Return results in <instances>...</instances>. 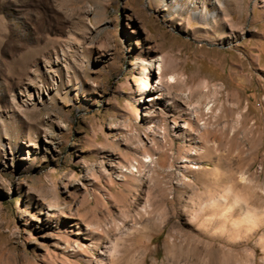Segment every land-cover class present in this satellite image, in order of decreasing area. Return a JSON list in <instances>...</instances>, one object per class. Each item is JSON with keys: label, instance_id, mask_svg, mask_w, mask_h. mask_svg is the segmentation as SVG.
Masks as SVG:
<instances>
[{"label": "rangeland", "instance_id": "obj_1", "mask_svg": "<svg viewBox=\"0 0 264 264\" xmlns=\"http://www.w3.org/2000/svg\"><path fill=\"white\" fill-rule=\"evenodd\" d=\"M0 264H264V0H0Z\"/></svg>", "mask_w": 264, "mask_h": 264}, {"label": "bare ground", "instance_id": "obj_2", "mask_svg": "<svg viewBox=\"0 0 264 264\" xmlns=\"http://www.w3.org/2000/svg\"><path fill=\"white\" fill-rule=\"evenodd\" d=\"M199 17H203L202 16V14L201 15H198ZM157 71L159 70L158 69V65H157ZM147 78H149V77H147ZM172 79V78H171ZM169 80H170V78H169ZM216 92V91H215ZM208 110V109H207ZM213 145H211V146H209V147H207V150L210 152H212L213 151V147H212ZM146 158H149L148 156H146ZM144 162L146 163H148L149 162V164L151 163V161H148V160H144ZM185 163H188V164H190V168L191 169H196V166H193V162L191 161H187V160H185ZM148 166H150V165H148ZM134 171H136V170H134ZM181 189L183 190V188H179L178 190H177V192H178V194H179V196L181 195L180 193H181ZM148 193H149V197H148V200L151 202V204H154L155 202H157V203H162V200H164L165 199V195H166V189L164 188V186H158V185H155V184H153L151 187H149V190H148ZM154 193H155V195H154ZM157 198V201H155V199ZM165 201V200H164ZM234 201V200H233ZM236 202V201H235ZM152 212V211H151ZM150 214V215H149ZM148 214V218H147V223H148V226L151 224H153V220H152V218H151V213H149ZM94 244H98L97 242H93ZM174 247V246H173Z\"/></svg>", "mask_w": 264, "mask_h": 264}]
</instances>
